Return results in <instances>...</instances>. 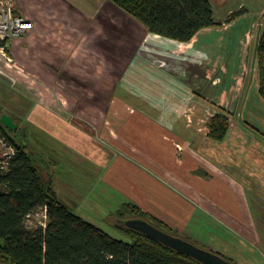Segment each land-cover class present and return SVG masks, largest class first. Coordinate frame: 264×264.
Instances as JSON below:
<instances>
[{
	"label": "crops",
	"instance_id": "crops-1",
	"mask_svg": "<svg viewBox=\"0 0 264 264\" xmlns=\"http://www.w3.org/2000/svg\"><path fill=\"white\" fill-rule=\"evenodd\" d=\"M81 1L93 7L91 12L84 13L91 14L103 27L98 33L100 41L97 45L103 47L108 64H114L110 70L113 85L106 88L104 94L84 96L83 99L92 104L120 102L129 110L125 114L130 119H138L141 124L144 119L155 122V107H159L160 120L173 119L179 123L176 127L170 124L175 132L155 123L157 127L151 133L141 131L126 146L116 143L117 139L113 138L111 143L119 149L120 157L104 164L110 171L114 170L108 181L119 187L128 201L138 203L145 211L182 233H189L192 223L199 227L198 224L207 218L212 220L213 227H218L219 238L224 240L232 233L258 247L263 240L260 227L264 230V217L261 218L262 213L254 208L251 197L255 191L260 192L256 180L259 173L255 169L262 168L263 176L260 177L264 179V150L258 155L263 162H253L255 154L249 155L247 173H243L244 160L231 153H227L229 160H224L227 159L224 143L205 142L207 136L187 121L210 119L225 108L229 110L230 118L244 120V126L251 130L249 102L253 96L251 91L259 89L257 49L264 30V0H249L250 6L247 0H236L237 7L231 3L216 7L211 0L215 16L223 21V25L204 28L189 42L149 32L141 22L110 1L107 5H101L97 0ZM237 11L242 13L226 22ZM115 31L118 37H114ZM70 79L76 78L70 76ZM105 94L108 98L102 100L100 96ZM128 94L136 100H128ZM261 100L264 101L263 97ZM132 104L143 106L138 108ZM39 105L42 117L47 120L56 118L58 122V119L70 118L69 112L59 104L53 108L55 112L52 107ZM241 135L244 137L245 134ZM167 136H171L174 143L168 141ZM179 150L184 151L183 156L178 155ZM257 153H261L259 149ZM144 169L156 173L158 179L151 176L145 185ZM130 170L135 171V177L128 178ZM159 179L169 185L168 189L159 187L161 184L166 186ZM188 236L194 238L192 233ZM221 242L225 243V240H217V243ZM203 244L212 250L215 247V243L206 240ZM224 248L220 246L223 250L218 251L222 253ZM232 259L241 264H253L245 256Z\"/></svg>",
	"mask_w": 264,
	"mask_h": 264
},
{
	"label": "rangeland",
	"instance_id": "rangeland-1",
	"mask_svg": "<svg viewBox=\"0 0 264 264\" xmlns=\"http://www.w3.org/2000/svg\"><path fill=\"white\" fill-rule=\"evenodd\" d=\"M14 1L16 13L29 19L33 27L23 33L11 31L4 35L5 38L0 36V119L5 114L15 118L20 128L17 131L12 127L11 135L15 136L16 133L19 140L26 130L27 139L32 147L49 160L55 161L52 164V171H55V187L63 202L75 213L112 236L129 241L114 227L116 220L112 214L122 203L128 202V199L124 198L119 187L108 181L111 171L114 170L110 171L104 164L120 157L119 149H116L111 141L113 142L115 138L116 143L126 146L142 132L151 133V130L157 127L155 123L175 132L171 125L177 126L178 120H160L157 113L159 107H155L154 115L157 116L153 119L155 122L151 120L147 122L144 119L141 124L138 119H130V116L125 114L129 110L120 102L92 104L87 103L86 98L83 99L84 96L104 94L106 88L113 85L110 70L114 64L111 65L110 62L108 64L107 56L101 49L103 47L97 45L100 41L98 33L103 31V27L96 18L91 17V14L84 13L93 9L89 3L81 0ZM107 1L97 0L101 5H107ZM226 1L212 0L216 7H226L230 3L235 4L234 7L238 6L236 0H229L228 3ZM247 2L250 6V1ZM114 33H116L114 37H118L117 31ZM111 50L112 47L109 51ZM70 76L76 79L69 81ZM251 93L253 95L249 102V107H252V116L249 120L253 125L249 126L251 130L244 126L246 123L244 120L232 117L229 136L222 141L227 157L224 160H229L227 155L230 153L237 159L244 160L241 165L243 173H247L250 154H255L253 162H263V158H259L258 155L264 150V101L261 100L262 96L256 88ZM101 97L105 100L108 94ZM128 100L136 98L128 94ZM40 103L47 108L52 107L54 112L53 108L59 104L69 112L70 118L68 120L61 118L58 122L56 118L48 120L47 117L43 118ZM132 105L138 108L143 106ZM187 122L202 131L200 133H204L203 136H207L205 142L215 141L209 136L210 119H192ZM248 131L255 134L249 135ZM243 133L244 137L241 135ZM203 136H200V139ZM167 140L174 143L171 136H167ZM258 149L261 153H257ZM13 152L0 132V165L6 164L9 154ZM178 155L183 156L184 151L179 150ZM177 162L181 164L179 159ZM255 172L259 173L256 180L260 184V192L255 191L251 202L256 211L262 213L263 218L264 179L260 177L263 176L262 168L255 169ZM143 173L145 185L149 183L148 178L151 176L158 179L156 173L150 170L144 169ZM135 176V171L130 170L128 178ZM159 181L166 184L165 181L160 179ZM159 187L168 189L169 185L161 184ZM46 224L47 215L43 208L26 218V226L32 230L45 227ZM192 224L189 233L185 234L177 229L175 233L183 237H190L188 235L192 233L193 240L201 246L205 245L203 240L213 242L218 248L214 247L215 251L224 246L226 250L222 254L229 258L245 256L249 257L253 264H264L263 227H260L263 240L258 247H253L232 233L224 239L225 243H217L218 239L224 240L219 238L220 234L216 231L218 227L212 226L211 219L204 218L203 223L198 224L199 227H195L196 223ZM239 245L241 249L238 248Z\"/></svg>",
	"mask_w": 264,
	"mask_h": 264
},
{
	"label": "trees",
	"instance_id": "trees-1",
	"mask_svg": "<svg viewBox=\"0 0 264 264\" xmlns=\"http://www.w3.org/2000/svg\"><path fill=\"white\" fill-rule=\"evenodd\" d=\"M108 1L141 22L149 32L180 42H189L204 28L223 25L215 16L211 0ZM241 13H232L226 22ZM257 59L258 91L264 99V30ZM208 126L212 139L224 141L231 127L228 111L221 108L210 118ZM19 128L18 125L16 130ZM0 132L14 150L6 164L0 165V259L11 258L13 264H205L126 223L129 219H142L222 255L232 264H241L199 245L191 237L179 236L175 228L134 201L122 203L112 214L116 220L114 227L129 241L112 236L61 200L52 171L55 161L32 147L26 130L18 140L19 135H11L12 129L0 119ZM42 208L47 215L46 226L29 229L26 218Z\"/></svg>",
	"mask_w": 264,
	"mask_h": 264
},
{
	"label": "water",
	"instance_id": "water-1",
	"mask_svg": "<svg viewBox=\"0 0 264 264\" xmlns=\"http://www.w3.org/2000/svg\"><path fill=\"white\" fill-rule=\"evenodd\" d=\"M1 121L10 126V127H17V125H13V118L7 114H5ZM126 223L139 230L142 231L160 242L164 243L165 245L191 255L192 257L198 259L199 261L205 263V264H232L229 260L224 258L222 255L209 251L207 249H204L188 240H185L181 237L175 236L173 234H170L166 231H163L154 225L150 224L146 220L142 219H129L126 221Z\"/></svg>",
	"mask_w": 264,
	"mask_h": 264
},
{
	"label": "built area",
	"instance_id": "built-area-1",
	"mask_svg": "<svg viewBox=\"0 0 264 264\" xmlns=\"http://www.w3.org/2000/svg\"><path fill=\"white\" fill-rule=\"evenodd\" d=\"M15 6L14 0H0V36L2 38L11 31L23 33L33 27L29 19L16 13Z\"/></svg>",
	"mask_w": 264,
	"mask_h": 264
},
{
	"label": "flooded vegetation",
	"instance_id": "flooded-vegetation-1",
	"mask_svg": "<svg viewBox=\"0 0 264 264\" xmlns=\"http://www.w3.org/2000/svg\"><path fill=\"white\" fill-rule=\"evenodd\" d=\"M12 124L13 125H17V127H18V124L14 121V119H13V122H12ZM8 126V125H7ZM10 127V126H9ZM17 127H16V129H17ZM11 129H12V127H10ZM0 264H13V262H12V260H11V258L10 259H4V258H2V259H0Z\"/></svg>",
	"mask_w": 264,
	"mask_h": 264
}]
</instances>
